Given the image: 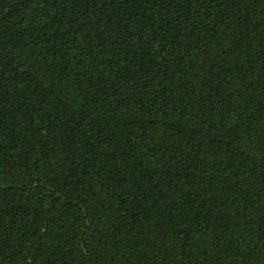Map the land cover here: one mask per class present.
<instances>
[{"label":"trees","instance_id":"trees-1","mask_svg":"<svg viewBox=\"0 0 264 264\" xmlns=\"http://www.w3.org/2000/svg\"><path fill=\"white\" fill-rule=\"evenodd\" d=\"M0 264H264V0H0Z\"/></svg>","mask_w":264,"mask_h":264}]
</instances>
